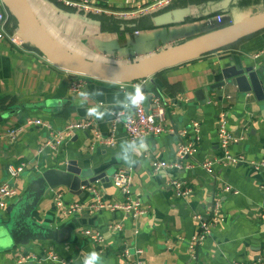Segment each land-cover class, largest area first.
I'll return each mask as SVG.
<instances>
[{
    "label": "crops",
    "instance_id": "obj_1",
    "mask_svg": "<svg viewBox=\"0 0 264 264\" xmlns=\"http://www.w3.org/2000/svg\"><path fill=\"white\" fill-rule=\"evenodd\" d=\"M93 1L103 10L119 13L129 6L152 0ZM243 1L174 0L162 11L123 21L66 7L55 0H22L35 23L61 50L81 60L111 66H127L264 11V0H246V6ZM167 15L169 18H165ZM216 17H221L222 25L216 23ZM181 18V22L171 21ZM19 31L18 23L8 14L5 32L17 34L21 48L0 40V116L3 118L0 124V186L8 180L9 166L31 164L30 169L13 181L19 198L37 174L75 161L79 168L92 170L95 175L107 173L109 181L85 189L83 198L71 196L61 188L65 203L91 202L90 188L97 189L105 202L118 203L123 201V196L110 173L129 170L132 172L131 195L140 201L146 214L136 219L121 212L87 214L89 218L95 217L89 226L84 218L86 214L74 218L60 216L50 193L40 201L32 219L56 230L71 229V234H64L60 243L31 241L23 246L0 249V264H14L24 255L36 257L35 261L25 264H84L92 252L99 255L100 264H127L128 261L120 257L124 248L131 254L140 250L138 258L145 264H258L263 258L264 247V219L261 218L264 195L259 189L264 184V170H255L252 164L264 159V99L257 100L252 93L243 95L237 88L228 86L224 87L221 100L214 92L200 100L195 95L209 82L212 68L222 58L226 61L240 59L252 66L264 90V56L254 57L264 47V31L157 72L150 87L165 102L166 125L172 132L147 138L143 148L139 147L140 142L135 143L136 150L128 151L130 161L134 162L131 164L121 155L122 145L131 144L125 140L123 129H117L114 147L98 145L94 133L105 138L111 123L104 115L101 119L89 116L87 110L97 107L104 113L109 106L123 108L126 95L133 90L89 82L84 91L89 93L86 98L70 96L67 92L65 100L54 101L60 85L67 83V77L63 70L26 42ZM28 105L39 108H24ZM126 111L132 110L128 107ZM221 112L226 113L227 131L242 137L228 148V153L233 157L243 156L244 163L224 162L216 131V118ZM88 119L95 123V129L76 131L57 157L48 149L39 153L51 136V130L26 125L29 120H41L58 132L69 123ZM192 122L200 125L196 154L182 161L183 170L154 174L153 160L173 163L177 146L192 141ZM17 128L22 131L15 142H10L7 134ZM213 159L223 161L214 166V177H210L200 165ZM175 179L184 182L190 190L187 198L174 197L170 183ZM225 185L238 194H224ZM217 199L222 221L196 247L192 259L187 245L199 233L193 215L210 216ZM4 211L0 210V217L5 219ZM73 220L80 222L70 228ZM117 227L121 230L116 231ZM83 228L99 231L104 236V246L97 248L81 236L79 232ZM51 255H56L58 261H51Z\"/></svg>",
    "mask_w": 264,
    "mask_h": 264
},
{
    "label": "built area",
    "instance_id": "obj_2",
    "mask_svg": "<svg viewBox=\"0 0 264 264\" xmlns=\"http://www.w3.org/2000/svg\"><path fill=\"white\" fill-rule=\"evenodd\" d=\"M55 1L63 4L66 7L78 8L82 11L94 13L96 15H108L119 18L123 21H131L139 17L152 14L154 12L162 11L168 8L174 0H152L150 3L135 4L129 6L126 10L119 13H112L103 10L99 8L93 0ZM215 21L218 25H222L221 17H216ZM7 23L8 12L4 6L3 1H0V40H5L9 44L21 48L17 36L8 35L5 32V26L7 25ZM135 35H138V33H135ZM173 43L175 44V42ZM173 43L171 45H174ZM261 56H264V47L259 49L254 54L255 58ZM63 73L67 77V92L70 96L80 97V93L85 91L89 82L114 85L119 86L120 88H130L133 91L137 85H141L143 88L146 99L140 104L133 106L134 109L130 113L126 111L128 108H125V106L120 110L112 113L113 119L112 121H110L111 129L108 132V136H106L105 138H101V135L98 132L94 133L95 141L98 145H103L110 148L114 147L115 134L119 127L123 129L125 140L131 144L141 142V140L144 141L147 138L157 137L167 132H172V129L168 128V126L166 125L165 102L161 95L159 93H156L152 89V87H150L152 83V77L130 84L117 85L105 83L91 77L82 76L67 71H63ZM26 125L37 126L40 128H47L48 130H51V136H49V138L39 149V153L44 149H48L56 157L60 153V150L63 148L64 143L70 140L76 134V131L95 129V123L89 119L75 123H69L58 132L52 131L50 124L41 120H29L27 121ZM191 127L193 131L192 141L183 142L177 146L175 162L167 163L159 160L152 161L151 169L154 174H159L160 172H165L168 170H183L184 166L182 165V161L185 158L193 157L196 154L200 141V125L198 122H192ZM21 131V128L12 129L8 132L7 138L10 142H15ZM216 131L218 146L221 148L224 154V162H229L233 165L244 163L245 158L243 156L233 157L228 153V148L231 145L240 142L242 140V137L233 136L227 131V118L225 112H221L217 115ZM184 136L185 132L183 133V137ZM222 161L223 160L220 161L219 159L207 160L200 165V168L203 169L210 177H214V166L222 163ZM30 167L31 164L20 163L18 166H9L7 168L6 174L8 176V180L2 183L0 186V210L4 211L18 198V192L13 186V181L20 177L28 169H30ZM252 167L255 170H264V159L256 164H252ZM112 182L119 186L121 194L123 196V201L118 203H107L100 196L97 189L90 188L88 189V191L93 198L91 202L81 203L79 201H73L70 203H65V193L62 192L61 189H56L51 192L53 194V205L59 212L60 216H62L63 218L79 217V215L81 214L94 215L102 211L111 213L121 212L133 219L144 216L146 213L145 210L142 209L140 201L131 195L132 172L129 170H118L112 176ZM170 187L173 189V195L177 199H185L190 194V190L186 188L185 183L181 180H172L170 183ZM259 189L264 195V184L261 185ZM223 193L234 196L238 194L236 190L228 185H225L223 187ZM220 208V201L217 199L213 205L210 216L205 217L198 214L193 215V219L197 223V226L199 228V233L193 236L187 245L190 257L192 259H194L196 247L200 245L206 238H208L212 234L213 229L222 221ZM261 218L264 219V214L261 215ZM115 230L119 231L121 229L117 227L115 228ZM79 234L87 238L97 248H102L105 244L104 236L99 231H96L94 229L83 228L80 230ZM262 253L263 258L258 262V264H264V247ZM140 254V250H136L133 252V254H131L129 249L124 248L122 250V253H120V257L126 259L128 261L127 264H145L144 261L138 258ZM50 259L54 262L58 261V257L56 255H51ZM35 260L36 257L32 255H24L19 257L14 264H25Z\"/></svg>",
    "mask_w": 264,
    "mask_h": 264
},
{
    "label": "water",
    "instance_id": "obj_3",
    "mask_svg": "<svg viewBox=\"0 0 264 264\" xmlns=\"http://www.w3.org/2000/svg\"><path fill=\"white\" fill-rule=\"evenodd\" d=\"M8 14L16 20L20 34L26 42L57 68L70 73L91 77L109 84H130L153 77L160 70L185 62L192 58L205 55L244 38L264 31V11L249 17L234 21L227 27L196 38L192 41L179 44L167 50L136 60L127 66H111L91 61H85L67 54L57 47L35 23L22 0H2ZM184 12H187L185 10ZM182 13V12H181ZM171 16V14H169ZM167 15L165 18H169ZM164 18V19H165ZM175 23L181 19L171 20ZM17 36V34H15ZM210 80L202 91L195 97L200 100L204 95L214 92L221 100L224 87L237 88L245 95L252 93L257 100L264 99L263 83L252 66H248L240 59H219L217 65L210 72ZM67 97V83L63 82L54 101H62ZM209 99V98H208ZM148 101V100H147ZM24 108L38 109L39 106H24ZM121 109V105L109 106L104 111L107 122L112 121V113ZM134 109L133 106L130 107ZM3 118L0 116V124ZM113 171L111 177L115 174ZM109 181L107 173L95 175L92 170H82L75 161L68 162L60 168L44 170L30 183L24 195L5 209L0 217V249H9L14 246H23L31 241L60 243L64 234H71V229L56 230L51 226L38 224L32 219V214L40 201L52 191L64 188L69 195L83 198L84 190L92 185ZM91 226L95 217L89 218ZM80 220H73L69 227Z\"/></svg>",
    "mask_w": 264,
    "mask_h": 264
},
{
    "label": "clouds",
    "instance_id": "obj_4",
    "mask_svg": "<svg viewBox=\"0 0 264 264\" xmlns=\"http://www.w3.org/2000/svg\"><path fill=\"white\" fill-rule=\"evenodd\" d=\"M82 98H86L89 93L87 92H81L80 93ZM146 99V96L144 94L143 88L141 85H137L134 88V91L131 93H128L125 97V102H124V106L125 108L131 107V106H136L138 104H140L141 102H143ZM81 103H83V100L81 101ZM87 114L89 116H94L97 119H101L104 115V113L102 111L99 110V108L97 107H93V108H89L87 110ZM128 146L125 147V145H122V151H121V155L123 160L126 163H134L133 161H130L129 156H128V151L129 149L132 150H136V145L135 144H127ZM139 147L143 148L144 147V142L143 140H141ZM84 264H100V257L97 253L92 252L89 254L88 258L84 261Z\"/></svg>",
    "mask_w": 264,
    "mask_h": 264
},
{
    "label": "trees",
    "instance_id": "obj_5",
    "mask_svg": "<svg viewBox=\"0 0 264 264\" xmlns=\"http://www.w3.org/2000/svg\"><path fill=\"white\" fill-rule=\"evenodd\" d=\"M246 0L243 1V6H246ZM259 3H257L256 5H258ZM262 32V31H261ZM260 33V32H259ZM241 41V40H240ZM239 42V41H238Z\"/></svg>",
    "mask_w": 264,
    "mask_h": 264
}]
</instances>
